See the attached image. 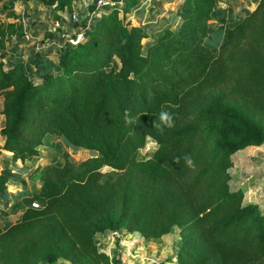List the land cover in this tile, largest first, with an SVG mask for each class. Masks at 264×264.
<instances>
[{
    "label": "trees",
    "instance_id": "1",
    "mask_svg": "<svg viewBox=\"0 0 264 264\" xmlns=\"http://www.w3.org/2000/svg\"><path fill=\"white\" fill-rule=\"evenodd\" d=\"M74 1L42 0L54 19ZM139 2H90L97 15L82 41L70 43L73 32L60 43L59 73L6 67L8 37L25 31L0 20V154L23 163L47 134L93 153L75 164L60 151L61 165L28 174L42 207L0 226V264H108L96 234L147 241L174 227L176 264H264V207L244 203L229 173L236 152L264 143V0L223 28L217 51L207 46L216 0H181L178 27L145 49L147 32L129 18ZM149 138L156 149L139 159Z\"/></svg>",
    "mask_w": 264,
    "mask_h": 264
},
{
    "label": "crops",
    "instance_id": "2",
    "mask_svg": "<svg viewBox=\"0 0 264 264\" xmlns=\"http://www.w3.org/2000/svg\"><path fill=\"white\" fill-rule=\"evenodd\" d=\"M37 1L39 0H0V20L8 22L15 20L11 9H15L16 13L22 10L29 11L30 7L35 5ZM84 4L85 2L81 3L79 0H75L72 3V14L76 12L78 14V20L72 19L68 25V21L64 15L65 11L60 12V17L54 19V22L51 24V29L55 33L48 35L40 46H36L37 41L32 40L30 44H27L32 36H30L24 27L25 34L21 38L16 39L14 36H9L6 42V48H10V51L4 57L5 66L9 67L19 60L22 62L26 72L48 70L59 73L60 68L56 62L58 53L60 52V43L67 36L78 31V25L83 19L91 17L90 19L92 21L97 15L96 10L90 11L87 7H84ZM46 8L51 13L50 7L46 6ZM101 9L107 11L109 8ZM181 9V0H140L138 5L130 11L129 18L133 23L140 24L144 27V30L148 34L146 40L149 45L151 40L165 29H175L178 27L180 18L177 12ZM213 14L214 11L211 14V18ZM211 22L212 19L209 22L208 34L211 33ZM224 27H218L212 39L210 36L207 37V46L213 51H217L221 44ZM41 28L45 30L47 27L45 24H42ZM48 31L50 32V30ZM7 59H11L12 61L7 63ZM34 79L37 80L38 77L36 76ZM0 103L1 128L4 123V118L1 113L2 101ZM2 141L3 137L0 136V143ZM69 148L71 147L65 141L61 140L59 136L47 134L43 139L42 145L39 147V154L30 160H25L23 163L13 161L11 156L6 153L0 154V175L7 177L9 175L8 170L11 167L21 172L18 176L16 175L17 178H14L16 179L15 181L7 177L6 188L0 191V212L4 213H0V223L3 224V228L13 223L19 214L29 206L32 199L42 201L39 196L40 181L30 180L28 174L38 165H61L64 160L58 155V152L61 150L68 151ZM17 180H20L19 184ZM259 204L264 207L261 203Z\"/></svg>",
    "mask_w": 264,
    "mask_h": 264
},
{
    "label": "rangeland",
    "instance_id": "3",
    "mask_svg": "<svg viewBox=\"0 0 264 264\" xmlns=\"http://www.w3.org/2000/svg\"><path fill=\"white\" fill-rule=\"evenodd\" d=\"M79 1L81 3L85 2L84 7L88 9V4L95 2V0ZM257 2L258 0H216V6L210 24L211 33L207 34V37L210 36L212 39L218 27L233 26L238 23L255 8ZM45 8L46 6L42 0H39L35 5L30 7L29 11L22 10L16 13L15 9H11L16 22L22 24L25 30L32 36L27 44H30L32 40L37 41L36 46H40L48 35L55 33L51 29L54 18L49 13L48 8H46L47 11ZM72 11L64 12L68 21L67 25L71 23ZM81 15L83 14L81 13ZM42 24H45L47 27L45 30L41 28ZM147 45L148 41L145 40L144 49ZM9 61L12 60L7 59V63ZM61 140L63 139L61 138ZM71 148L68 150V159L75 164L93 155L92 152L80 147L71 146ZM155 149L156 144L152 143L151 139L147 140L144 147L139 150L138 158L146 159L150 157ZM233 160L234 164L229 169L231 176L230 186L232 188L240 187L244 190V203L259 202L264 206V143L259 146H249L236 152L233 155ZM107 170L106 167L103 168V171ZM8 171L9 175L7 177L14 181L16 180L14 178H17L18 174H21L19 170L13 169L12 167ZM19 182L20 180H17L18 184ZM0 226L3 227V224L0 223ZM95 241L98 248L108 254V264H176L174 255L180 246L179 230L176 227L172 228L170 232L160 238L147 241H143L137 232L125 234L123 229L106 230L103 233L96 234ZM39 264L47 263L42 262ZM54 264H69V262L64 259H59Z\"/></svg>",
    "mask_w": 264,
    "mask_h": 264
},
{
    "label": "built area",
    "instance_id": "4",
    "mask_svg": "<svg viewBox=\"0 0 264 264\" xmlns=\"http://www.w3.org/2000/svg\"><path fill=\"white\" fill-rule=\"evenodd\" d=\"M124 0H95L94 4L96 9L99 8H111L115 5L121 6L123 4ZM91 17H88L86 19V27L78 30L73 38H69L70 43H76L79 41H82L86 37L87 27L91 24ZM73 20H78V14L74 12L72 14ZM30 206L33 208H41L42 207V201L40 200H33L30 203Z\"/></svg>",
    "mask_w": 264,
    "mask_h": 264
}]
</instances>
